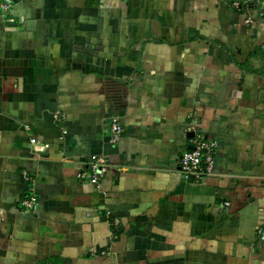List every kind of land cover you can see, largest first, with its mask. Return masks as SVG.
<instances>
[{
  "label": "crops",
  "instance_id": "obj_1",
  "mask_svg": "<svg viewBox=\"0 0 264 264\" xmlns=\"http://www.w3.org/2000/svg\"><path fill=\"white\" fill-rule=\"evenodd\" d=\"M196 133L201 180L179 169ZM258 228L264 0L0 9V264H264Z\"/></svg>",
  "mask_w": 264,
  "mask_h": 264
},
{
  "label": "built area",
  "instance_id": "obj_2",
  "mask_svg": "<svg viewBox=\"0 0 264 264\" xmlns=\"http://www.w3.org/2000/svg\"><path fill=\"white\" fill-rule=\"evenodd\" d=\"M10 5L11 0H3V4L0 9L2 11H7ZM233 6L238 8V3H235ZM111 131L113 134L118 135L121 131L120 125L114 122L111 126ZM65 133L66 132L64 131V134ZM191 142L192 146L180 157L179 169L184 177H192L195 180H201L213 173L217 143L214 140L207 139L201 133L194 134ZM30 143L35 146L37 151H42L45 148V146L38 145L35 138H31ZM98 162L99 161L95 156L91 157V165L89 169L92 173V181H95V177L98 173L96 170ZM23 179L26 182H30V178L27 173H23ZM36 202L37 198L31 196L29 199L23 200L21 205L26 209H31ZM256 236L264 239V228H258L256 230Z\"/></svg>",
  "mask_w": 264,
  "mask_h": 264
}]
</instances>
